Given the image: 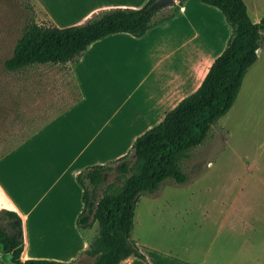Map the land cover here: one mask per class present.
<instances>
[{
	"label": "crops",
	"instance_id": "1",
	"mask_svg": "<svg viewBox=\"0 0 264 264\" xmlns=\"http://www.w3.org/2000/svg\"><path fill=\"white\" fill-rule=\"evenodd\" d=\"M64 1L61 5L72 10L83 6L86 0ZM191 1L179 3L175 0L173 16L155 24L141 37L127 33L109 34L92 42L76 62L49 64L44 68L49 72L45 76L48 79L40 82L45 89L43 94L39 92L32 97L33 111H18L17 97L11 98L13 106L8 113L0 112V192L9 209L22 218V262L39 259L67 262L74 254L80 236L76 220L83 205L77 174L89 166L113 162L129 150L138 136L157 125L168 111L200 86L212 62L224 50L232 33L224 15L200 2L210 8L205 10L213 16L199 18L188 7ZM36 2L49 17V6L54 1ZM143 2L97 5L88 10L79 23L102 10L138 9ZM263 16L251 21L257 23ZM56 66H59V72L55 74L53 68ZM73 82L78 93H64L66 87L73 90ZM57 86L61 90L59 94L55 92ZM108 88L113 89L112 93H120L116 100L101 98ZM90 89L99 94L91 97ZM238 93L239 106H250V115L262 126L264 42L257 50L255 63L245 72ZM21 124L25 125L24 131L20 130ZM21 134L24 135L20 137ZM46 199L49 203L44 207L42 203ZM76 201H80V206ZM46 214H51L54 219V237H50L49 242L42 234L48 222L49 215ZM67 214L72 217L71 228L76 227L74 239L67 236ZM229 215L230 212L213 227L207 240L192 242L189 246L195 252L203 250V258L187 262L160 252L162 258L152 264H257L247 254L250 249L239 256L238 249L229 253L221 246L226 241L218 237ZM30 216H34L36 223L32 235L26 229ZM239 221L241 223L229 227L230 233L235 229L239 231V225L243 226L245 221ZM43 245L49 256L42 253ZM1 255L8 256L0 250ZM136 259L141 260L131 256L121 264H135Z\"/></svg>",
	"mask_w": 264,
	"mask_h": 264
},
{
	"label": "rangeland",
	"instance_id": "2",
	"mask_svg": "<svg viewBox=\"0 0 264 264\" xmlns=\"http://www.w3.org/2000/svg\"><path fill=\"white\" fill-rule=\"evenodd\" d=\"M53 1L49 6L51 15L48 17L36 0H0V112L10 111L13 106L11 98L17 97L18 111L28 112V109L33 111L32 97L39 92L43 94L45 90L40 82L48 79L45 76H48L49 72L44 68H48L49 64L35 65L18 72H8L3 66L4 61L10 58L15 42L27 25L36 23L58 28L68 27L80 24L82 16L97 5L143 2V0H86L83 6L70 10L71 8L61 5L65 3L64 0ZM243 1L252 21L264 15V0ZM188 7L194 10L199 18L208 19L213 16L205 10L210 8L201 4L199 0H192ZM201 7H204V10L200 9ZM58 67L53 68L56 70L55 74L59 72ZM72 87L73 90L66 87L64 93H78L79 89L75 87V82L72 83ZM112 90L105 89L104 92L107 93H103L101 98L116 100L120 93H112ZM55 92L59 94L60 88ZM88 93L91 97L99 94L95 89H90ZM23 125L21 124V131L25 130ZM129 150L125 153L122 151V154L107 165L115 167L114 162ZM178 166L187 176L185 183L175 184L167 180L155 194L139 196L134 210L131 243L139 248L151 264L162 258L160 252L193 262L203 258L205 252L201 249H198V252L191 250L189 248L191 243L198 241L202 243L207 240L210 232L214 230L213 227L220 224L221 218L230 212L218 237L226 241L222 242L221 246L229 253L238 249L239 256L244 250L250 249L248 256L257 264H264V123L260 126L258 121H254L250 115V106L248 108L239 106V93L229 111L210 127L201 144L189 149L180 157ZM122 180V176L115 169L108 172L98 196L101 197L114 185H120ZM48 203L49 200L46 199L42 205L45 207ZM79 203L80 201H76L78 206ZM2 210L11 209L0 192V212ZM47 215L49 216L46 231L42 234L49 242L50 237H54L52 231L54 219H51L53 217L51 214L45 216ZM53 215L57 218L55 214ZM238 217L245 222L243 226L239 225V231L235 229L230 233L231 225L241 223ZM65 218L68 220L67 236L72 238L76 227L74 230L71 228L70 214ZM34 220V216L27 220V233L31 235L34 234L36 224ZM0 226L9 232L14 228L6 221H0ZM97 232L96 222L88 229H79L80 236L76 241L74 254L65 264H93L94 258L86 255L84 251L97 236ZM48 242L45 243V247ZM45 247L43 245L41 251L49 256V251ZM0 264L12 263L8 256L1 255ZM135 264L143 263L137 260Z\"/></svg>",
	"mask_w": 264,
	"mask_h": 264
},
{
	"label": "trees",
	"instance_id": "3",
	"mask_svg": "<svg viewBox=\"0 0 264 264\" xmlns=\"http://www.w3.org/2000/svg\"><path fill=\"white\" fill-rule=\"evenodd\" d=\"M154 1L148 0L138 9L102 10L81 24L64 28L31 23L15 42L10 58L3 63L4 69L18 72L35 65L74 63L92 42L109 34L141 37L175 12L174 6L147 10ZM199 1L218 9L232 29L224 50L214 59L200 86L157 125L138 136L129 152L114 162L115 167L89 166L76 176L83 205L76 225L88 229L96 222L98 228L97 236L84 251L94 258L93 264H121L131 256L149 264L130 241L139 196L155 194L167 180L186 182L187 176L178 166L180 157L201 144L210 127L232 107L244 74L255 63L257 50L264 42V16L252 22L242 0ZM114 169L122 182L99 197L105 175ZM0 221L14 227L9 232L0 226V250L12 264H64L45 259L22 262V218L16 211L2 210Z\"/></svg>",
	"mask_w": 264,
	"mask_h": 264
},
{
	"label": "water",
	"instance_id": "4",
	"mask_svg": "<svg viewBox=\"0 0 264 264\" xmlns=\"http://www.w3.org/2000/svg\"><path fill=\"white\" fill-rule=\"evenodd\" d=\"M175 4V0H155L147 10H157L165 7H171Z\"/></svg>",
	"mask_w": 264,
	"mask_h": 264
}]
</instances>
